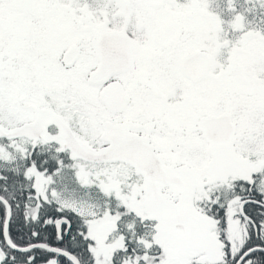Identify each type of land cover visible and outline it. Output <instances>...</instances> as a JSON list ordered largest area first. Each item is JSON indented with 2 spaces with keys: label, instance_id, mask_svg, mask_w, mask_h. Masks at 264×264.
Masks as SVG:
<instances>
[{
  "label": "snow or ice",
  "instance_id": "obj_1",
  "mask_svg": "<svg viewBox=\"0 0 264 264\" xmlns=\"http://www.w3.org/2000/svg\"><path fill=\"white\" fill-rule=\"evenodd\" d=\"M0 264H264V0H0Z\"/></svg>",
  "mask_w": 264,
  "mask_h": 264
}]
</instances>
